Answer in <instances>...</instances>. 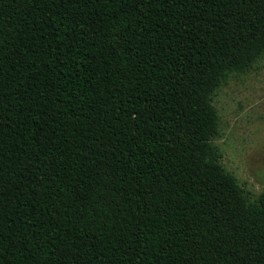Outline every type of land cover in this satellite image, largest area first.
<instances>
[{
  "label": "trees",
  "instance_id": "1",
  "mask_svg": "<svg viewBox=\"0 0 264 264\" xmlns=\"http://www.w3.org/2000/svg\"><path fill=\"white\" fill-rule=\"evenodd\" d=\"M264 0H0V264H264V191L214 97Z\"/></svg>",
  "mask_w": 264,
  "mask_h": 264
},
{
  "label": "rangeland",
  "instance_id": "2",
  "mask_svg": "<svg viewBox=\"0 0 264 264\" xmlns=\"http://www.w3.org/2000/svg\"><path fill=\"white\" fill-rule=\"evenodd\" d=\"M221 163L253 197L264 191V55L231 75L214 97Z\"/></svg>",
  "mask_w": 264,
  "mask_h": 264
}]
</instances>
